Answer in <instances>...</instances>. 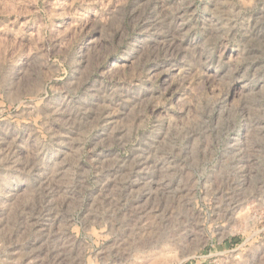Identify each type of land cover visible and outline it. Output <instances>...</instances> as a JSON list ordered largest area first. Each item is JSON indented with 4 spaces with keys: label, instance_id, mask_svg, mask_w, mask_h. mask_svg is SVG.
Returning <instances> with one entry per match:
<instances>
[{
    "label": "rangeland",
    "instance_id": "1",
    "mask_svg": "<svg viewBox=\"0 0 264 264\" xmlns=\"http://www.w3.org/2000/svg\"><path fill=\"white\" fill-rule=\"evenodd\" d=\"M264 0H0V264H264Z\"/></svg>",
    "mask_w": 264,
    "mask_h": 264
},
{
    "label": "bare ground",
    "instance_id": "2",
    "mask_svg": "<svg viewBox=\"0 0 264 264\" xmlns=\"http://www.w3.org/2000/svg\"><path fill=\"white\" fill-rule=\"evenodd\" d=\"M263 200V204H264V199H262Z\"/></svg>",
    "mask_w": 264,
    "mask_h": 264
}]
</instances>
